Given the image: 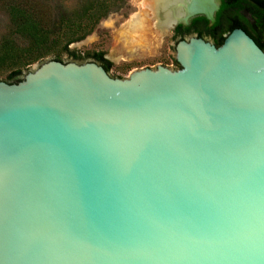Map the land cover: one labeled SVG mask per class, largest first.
Returning <instances> with one entry per match:
<instances>
[{
    "label": "water",
    "instance_id": "1",
    "mask_svg": "<svg viewBox=\"0 0 264 264\" xmlns=\"http://www.w3.org/2000/svg\"><path fill=\"white\" fill-rule=\"evenodd\" d=\"M222 0H181L177 25ZM112 76L0 79V264H264V49L243 28Z\"/></svg>",
    "mask_w": 264,
    "mask_h": 264
},
{
    "label": "rangeland",
    "instance_id": "2",
    "mask_svg": "<svg viewBox=\"0 0 264 264\" xmlns=\"http://www.w3.org/2000/svg\"><path fill=\"white\" fill-rule=\"evenodd\" d=\"M30 1L40 4L41 13L47 11L40 0H28ZM76 2L77 0L68 1L71 4ZM10 5V0H0L1 80L7 81L9 74L17 68L25 75L45 60L57 59V52H60L62 61L69 62L86 60L94 52L104 51L105 57L113 62L110 74L119 78H127L132 71L146 67L164 65L171 69L177 68L175 47L180 38L175 37L174 29L164 34L157 28L156 18L144 0H127L122 8L104 18L85 39L70 44L68 49L61 48L38 59H32L27 53L17 59L20 54L18 51L29 48L33 42L17 30ZM205 33L211 38L208 32ZM73 53L84 58L76 59Z\"/></svg>",
    "mask_w": 264,
    "mask_h": 264
},
{
    "label": "trees",
    "instance_id": "3",
    "mask_svg": "<svg viewBox=\"0 0 264 264\" xmlns=\"http://www.w3.org/2000/svg\"><path fill=\"white\" fill-rule=\"evenodd\" d=\"M11 1L10 13L17 30L33 42L29 48L18 51L17 59L24 53L38 59L61 48L68 49L70 44L85 39L104 18L122 8L127 0H77L75 4L68 3L70 0H40L47 9L45 13L39 11L38 2ZM228 10L231 13L226 16ZM238 27L245 29L264 49V0H223L213 25L205 16H197L190 25L180 24L178 31L183 38L191 33L208 32L220 46L227 35ZM59 53L57 59L62 61ZM73 55L76 59L84 58L76 53ZM92 56L102 62L107 71L113 66L104 51L94 52ZM175 62L179 68L177 59ZM23 78L22 70L17 68L9 74L7 81L15 83Z\"/></svg>",
    "mask_w": 264,
    "mask_h": 264
},
{
    "label": "bare ground",
    "instance_id": "4",
    "mask_svg": "<svg viewBox=\"0 0 264 264\" xmlns=\"http://www.w3.org/2000/svg\"><path fill=\"white\" fill-rule=\"evenodd\" d=\"M147 6L152 10L156 18L157 28L165 33H168L171 21L178 17L182 11L177 7V3L181 0H144Z\"/></svg>",
    "mask_w": 264,
    "mask_h": 264
},
{
    "label": "flooded vegetation",
    "instance_id": "5",
    "mask_svg": "<svg viewBox=\"0 0 264 264\" xmlns=\"http://www.w3.org/2000/svg\"><path fill=\"white\" fill-rule=\"evenodd\" d=\"M222 3H223V0L221 1V7H222ZM221 7H220V9H221ZM243 14L245 13L243 10L241 11ZM231 13V11L230 10H228V11H226L225 12V15L227 16L228 14H230ZM217 14H218V12H217ZM217 14H216V17H217ZM214 24V23H213ZM213 24H211L210 23V25H213ZM178 28H179V25H177L175 28H174V35H175V37H177V38H180L179 40H182V39H188V38H183V36L182 35H180L179 34V31H178ZM245 30V29H244ZM193 36H197V37H201V38H203V39H205V40H207V41H210V42H212V43H214L215 45H217L218 44V42L217 41H215L212 37L211 38H209L207 35H206V33H194L193 34ZM190 38V37H189ZM178 40V41H179ZM107 58V57H106ZM108 59V58H107ZM109 60V59H108ZM111 61V60H110ZM63 62H65V61H63ZM70 62V61H69ZM76 62H78V63H86V62H97V63H99L100 65H102V66H104L103 65V63L102 62H100V61H98L97 60V58L96 57H94V56H92L91 58H89V59H86V60H78V61H76ZM112 62V61H111ZM109 72V71H108ZM110 73V72H109Z\"/></svg>",
    "mask_w": 264,
    "mask_h": 264
}]
</instances>
